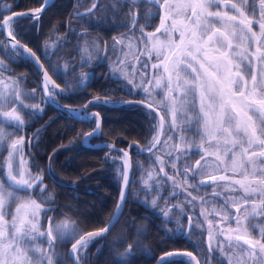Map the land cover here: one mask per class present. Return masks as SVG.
Returning <instances> with one entry per match:
<instances>
[{"label":"snow or ice","instance_id":"6c2138e0","mask_svg":"<svg viewBox=\"0 0 264 264\" xmlns=\"http://www.w3.org/2000/svg\"><path fill=\"white\" fill-rule=\"evenodd\" d=\"M140 0H130L132 6H136ZM152 5H158L163 14L160 16V27L156 33L163 32L167 36V43L160 42L155 33L144 34L141 28V43L145 44L144 51L151 58V52H156L158 63L152 64L155 70L151 77L146 74L140 75V82L135 79L139 69L133 65L132 71H128L127 59L116 61L110 65V72L114 79L119 81L121 78L127 80V85H131L130 91L142 90L143 95L138 102L147 110L151 117L159 104H164L166 114L171 113L173 122L171 127H165L164 116L160 117L158 125H153L156 129L155 135L148 145L139 148V152L147 151L149 159L155 155L154 149L160 143V135L164 132H174L175 130L187 131L186 128H176L177 115H185L191 108L192 116H187V124L195 123L197 131L203 129V134L199 136V151L202 153L195 165L187 163L181 164V160H187L195 154L191 151L196 146L195 141L187 140L186 137L180 138V144L175 146L176 154L169 152L168 159L156 156L154 163L160 165L157 173L156 169L147 170V176L142 177L145 187L142 189L146 196L152 191H156V197L151 200L150 206L158 207L160 198L159 189L163 185V178L167 177L172 181L173 188L187 185L194 190L206 185L209 181L213 184L219 181H229L226 188L233 192L242 191L239 197L225 198L224 204L219 208L212 207L210 214L218 215L221 221L230 222L233 217L228 211L229 200L237 213L241 212L244 205L251 202V213L245 216V220L254 219L256 216L264 217V0H259V18H256V0H238L229 3L228 0H149ZM48 6L47 0L40 8L34 10L30 15L27 12H17L11 15H3V11L11 12V6H2L0 11V34L7 31L9 39L0 40V49L9 60L16 57L33 59L38 69L43 70L39 58L25 45L21 44L17 38V33L13 30L12 24L21 17L31 18L35 21L40 19V13ZM93 7H96L94 4ZM234 12L236 14H230ZM91 13V9L89 10ZM77 17L84 14L76 13ZM180 17L181 19H177ZM251 17V18H250ZM168 21H171L170 25ZM138 18L133 15L132 26L135 28ZM258 24L259 34L253 30V25ZM179 33L178 39L174 38L175 33ZM147 36V40L144 39ZM117 44L123 43V38H113ZM60 38L57 43H45L46 56L49 47L59 46ZM239 41V44H234ZM152 42V48H148V43ZM254 42L255 51L250 46H245L240 52L237 48L243 45H250ZM115 48V45H113ZM132 46L129 45V48ZM83 53L88 55V61L92 59V54L85 46ZM54 54V53H53ZM161 57L163 59L161 60ZM257 63L254 64L253 62ZM137 62L140 58L137 57ZM67 67V66H66ZM142 67L146 70L147 63ZM163 74L157 75L160 69ZM190 70V71H189ZM10 71L5 65L4 59H0V73ZM166 74V75H164ZM43 97L47 101L55 102L59 95L67 94L74 88L82 87L88 78V74H82L75 85L65 83L63 87L55 84L48 72H43ZM250 76V81L248 77ZM146 81V82H145ZM51 85V87H50ZM126 85V86H127ZM166 88L165 98L157 102L154 94L157 89ZM59 89V91H57ZM33 90L31 95H35ZM29 94L24 93L20 87L19 78H13L6 82L0 76V147H2L15 133L23 131L27 120L25 115L33 117L42 113L43 109L39 104H26L24 97ZM199 98V114H195V101ZM108 99L101 100L95 97L84 106L83 109L66 108L73 114L72 118L91 122L95 119L96 127L91 132L85 133V142L92 136L101 133V118L99 113L89 116L86 109L91 104L108 105ZM27 110V111H25ZM157 115H160L157 112ZM154 119V118H153ZM11 127L13 132H7L6 128ZM38 134V133H37ZM174 135L169 139H174ZM29 146L33 143V137H28ZM25 144V137L18 136L11 139L7 144L8 156L0 161V171H4L7 181L0 180V264H55L53 251L57 241L71 242L70 255L75 257L74 264H81L84 259L82 250L86 249L91 241L97 237H103L114 225L121 212L123 203L126 200V190L130 181V169L132 163L128 151H123L122 171L118 167L117 173L123 178L120 199L116 204L115 214L109 222L102 228L94 231L79 234L75 222H70L67 218L59 223H55V218L47 216L49 211L54 209L45 207L46 203L53 201L52 194L46 199L37 202L33 198L35 190L39 188V196L47 191L43 186V174L33 175L26 167V161H21L19 168L14 164L17 154L22 155ZM113 149L112 145H106ZM131 147V145L129 146ZM211 149H215L212 151ZM139 154V153H138ZM207 157H214L217 171L223 165V171L231 170L236 172L242 170L243 179H233L227 175H215L208 172L210 166ZM231 160V164L227 163ZM171 165L176 169V174L183 176V184H178L175 175L165 172V167ZM6 169V171H5ZM162 174V176H160ZM202 177L196 183V177ZM159 177V178H158ZM155 181V183H153ZM238 186V188H237ZM175 190L170 194L176 196ZM192 196V193H188ZM213 197H218L221 193L213 192ZM197 197L192 196V200L185 197V204H193ZM259 201L257 203L256 201ZM148 203L147 200L143 201ZM200 203L207 206L213 201L200 198ZM15 204L14 211L12 205ZM179 209L180 214H184L185 209L180 205H172L168 210L162 209L165 221L170 219L174 209ZM246 211V209H243ZM208 211L207 207L202 208L201 215ZM49 221L46 230H42L41 217ZM207 219V217H205ZM237 220L238 234L225 236V241H216L222 255L228 259V264H264V227L259 230V236H252L246 229L241 232L239 228L240 218ZM220 221L217 222L219 224ZM177 231H182L179 227L180 219L177 218ZM209 225V252L213 253L212 241L217 235H222L223 230L212 231L213 221L208 220ZM192 226V217L189 216V228ZM47 241V249L35 245L36 240ZM247 246V247H245ZM133 245H129L121 256L131 255ZM233 249L229 255L225 250ZM239 253L241 258H237ZM178 253H167L161 257L158 264H172L171 257ZM183 255L189 259L187 264H202L191 252ZM243 257H247L243 259Z\"/></svg>","mask_w":264,"mask_h":264},{"label":"trees","instance_id":"16d2710c","mask_svg":"<svg viewBox=\"0 0 264 264\" xmlns=\"http://www.w3.org/2000/svg\"><path fill=\"white\" fill-rule=\"evenodd\" d=\"M43 1L0 0V11L3 10L2 6H11V12L3 11V15L35 10ZM91 2L96 7H93L94 4L90 7ZM258 2L259 0H256L257 18H259ZM90 9L91 13H89ZM77 12L84 14L82 18L77 17ZM95 15L97 18L94 21L89 19ZM133 15L138 18L137 26L142 25L151 32L156 30L154 28L156 20L159 24L161 16L159 7L149 4L147 0H140L136 6H132L130 0H56L38 21L26 17L17 19L14 22V30L20 42L38 56L55 82L63 87L65 78L54 74L52 67L54 63L66 58L70 63L75 62V57L66 54L71 52L76 56L74 47L82 39L81 34L97 36L101 42L111 44L115 35L138 32V27L135 26L134 29L125 25ZM58 32H64L65 36L68 33L69 35L51 52V61H48L42 54L43 44ZM3 39H5L3 34H0V40ZM0 59H4L6 67L10 69L2 73L7 82L19 78L22 91L29 94L24 97L25 103L39 104L43 109L39 115L33 117L25 115L26 127L23 131L15 133V136L10 137L2 146L0 161L8 153L7 144L11 139L24 136L25 144L22 152L25 155L26 167L33 175L43 174V186L47 189L43 196H39L40 190L37 188L33 198H37V202H40L49 194L53 196V201L44 205L54 209L49 211L47 216L54 217L55 223L65 218L75 222L79 230L76 239L81 234L104 227L111 219L119 197V181L115 172L118 162L110 157H118L120 152L96 145L108 143L121 150H125L130 143L144 147L154 135L156 111L164 116L165 122L172 118L171 113L166 114L165 106L158 103L156 111H153L150 117L144 106L138 103L142 93L130 91L124 79L121 78L119 81L114 79L106 62L102 61L93 66L78 65V67L74 63L72 66L74 69H68L65 77L75 74L77 68L84 73H91V78L85 86L57 96L59 104L82 108L95 97L110 101L108 105L91 104L87 107L88 113H99L101 133L88 139L89 146H85V133L94 129V119L88 122L72 118L46 101L44 103L40 85L37 87L35 84L39 82V73L29 60L21 57L9 60L2 49H0ZM34 89L36 93L33 96L31 94ZM31 100L33 102H30ZM197 127L192 123L182 127L187 131H176L182 137L191 140L198 132ZM6 131L13 132V129L7 127ZM169 133H162L157 149L153 150L155 155H152L151 159L149 153H140L136 148L130 149L132 177L122 213L108 234L95 239L86 248L82 264H154L160 255L170 251L191 252L202 264H225L214 243L215 240L212 241L214 252H209L208 220L213 216L207 214V211L201 215L205 205L200 203V198H205L208 193H203L201 190L196 193L194 189L188 191L181 187L174 189L172 181L167 182L163 195L158 201V207L153 208L150 206V194L153 191L146 196L142 190L145 185L136 180L143 170L157 164L154 162L159 148L167 141ZM28 137H33L31 146ZM20 164L21 162L18 163V167ZM5 178V172L0 171V180L5 181ZM175 178L179 184L177 177ZM174 190L179 194L171 196ZM189 192L197 197L193 204L184 203V196L190 199L192 197L188 195ZM145 200L148 201L147 204L143 202ZM172 205L183 207L184 214H180L178 208L174 209L171 213L172 217L166 222L161 210H168ZM189 216L192 217L191 228H189ZM175 217H179V227L184 231L176 230L178 225ZM199 222L202 227H198ZM41 223L42 230H46L49 221L42 216ZM219 229L220 226L213 222L212 231L216 232ZM215 238H219V235ZM74 241L73 239L71 242L55 243L53 249L55 264H72L68 251ZM33 243L44 249L48 247L46 239L36 240ZM130 244L133 245L131 255L121 256ZM44 264H47V261ZM172 264H187V262L184 259H173Z\"/></svg>","mask_w":264,"mask_h":264},{"label":"rangeland","instance_id":"374dc122","mask_svg":"<svg viewBox=\"0 0 264 264\" xmlns=\"http://www.w3.org/2000/svg\"><path fill=\"white\" fill-rule=\"evenodd\" d=\"M147 1L149 3V0H147ZM228 2L229 3L238 2V0H228ZM93 4L94 3L91 2L90 3V7ZM160 14L161 15L163 14L162 10H160ZM230 14H236V13L230 12ZM132 17L133 16H130V18L125 22V25L132 26ZM96 18H97L96 15L93 16V17H89V19H91L92 21H94V19H96ZM151 18H153V17H151ZM177 19L179 20L181 18L178 17ZM170 23H171V21H168V24L169 25H170ZM137 27H138V30H137L138 32L136 34L135 33H131V34H125V35H115L114 37L116 39L123 38V43L122 44H117L116 41L113 39L112 40L113 43H111V45L109 47H107L106 57L103 56V55H105L104 52H103V44H102V42H100L99 37L93 36V35L91 37L90 35H87L86 33H82L81 34V38L82 39L78 42L77 46L75 45V47H74V49H75L74 52H75L76 56H74L73 53H71V52L66 54L69 57H73V58L75 57V62L70 63L68 58H66L67 60L66 59H62L61 61H58V62L54 63V66L52 67V72L54 74L58 75V76H61V77H64L65 78L64 85H65V83H68L70 85H75V83L78 80V78L84 73L82 70H78L76 68L77 72L75 74H72L70 77H65V75L67 74V70L68 69H74L72 67L74 65V63L77 64V67H78V65L93 66V65H96V64L100 63V61H104V57H105V59H106L105 62L108 64L109 69H110V65H112V63L114 61H116L117 58H120L121 60L127 59L129 73H131V71H132V66L135 65L139 69V71L135 75V79H136V82L137 83L140 82V79L139 78H140V75L141 74H146L147 76L151 77L153 75L154 71H155V70L152 69V64L153 63H158V60L156 58V52L155 51H152L151 52V58L150 59H149V55L144 51L145 44L144 43H141V36H142L141 28L143 27L144 34H147V33H155L156 38L160 42H162V43H167V36L163 32L156 33V30H154L152 32L149 31V30H146L144 28V26H142V25H139V26L136 25V28ZM158 27H160V21H159V24H158V21L156 20V23H155L154 28L157 29ZM12 28L14 30V23L12 24ZM253 30L256 31L257 34H259V26H258V24H254L253 25ZM70 33L73 34V32H71V31H70ZM67 35H69V33ZM66 36H65V33L64 32L63 33L58 32L56 34H53V37H51L50 39H47L45 41V43L48 42L50 45L51 44H55V43H57V38H60V41H59V45H60L62 43V41L65 39ZM178 37H179V33L177 32V33L174 34V38L175 39H178ZM144 39L145 40L148 39L146 35H144ZM45 43L43 44V47H42V54H43V56L48 61H51L50 60V54L57 47L56 48L49 47L47 49L48 55L46 56ZM239 43H240L239 41H234V44H239ZM113 45H115V48L113 47ZM129 45H131L132 47L129 48ZM85 46L88 47L89 52L92 54V59H91L90 62L88 61V55L83 53V49L85 48ZM245 46H250L251 47V50L253 52L255 51L256 45H255L254 42H251L250 45H243L242 44L239 48H237V52H240L243 49V47H245ZM148 48L149 49L152 48V42H149L148 43ZM137 57L140 58V62L139 63L137 62ZM23 59L29 60V59H26V58H23ZM162 59H163V57H161V60ZM143 63H147L148 64V67H147L146 70L142 67ZM253 63L256 64L257 62L254 61ZM86 74H88V78L85 81L84 86L86 85V83L91 78V74L90 75H89V73H86ZM161 74H163V69L162 68L160 69L159 73H157V75H161ZM164 75H166V74H164ZM0 76H2V78L7 82L6 78H4V75L2 73H0ZM248 79L250 81V76L248 77ZM125 82L127 84V80H125ZM35 84L38 87L39 82H35ZM127 86H128V88L131 89V85H127ZM31 89H32V87H31ZM136 91H139L143 95L142 90H136ZM165 91H166V88H164V87H162L161 89H157L156 90V93H158V94H154V97H155V100L157 102H159L161 100H164V98H165ZM30 102H33V101L31 100ZM43 102L45 103V99H43ZM199 109H200V103H199V98L197 96V99L195 101V114H199ZM193 114L194 113H193V110L191 108H189L186 111V114L185 115H179L178 114L177 117H176V128L177 129H181L182 127H185V126L190 125V124H187L184 121L186 120V117L187 116H192ZM158 122H159V119L158 118L155 119L154 125H158ZM172 122H173V117L170 120H167L165 122V127H171ZM155 132H156V129H155ZM155 132H154V135H155ZM202 134H203V129L200 128V130L196 134H194L192 136V139L190 141H195L196 142V146L193 147L191 149V151L193 153H195V154L191 155V157H193V158L190 157L188 160H181L180 161L181 164L187 163L189 165H193L194 166L196 160H199L200 159L202 153L199 151V144H200L199 136L202 135ZM173 135L175 137L174 139H169L168 138L167 141L163 143L162 147L159 148L158 156H160V157H162L164 159H168L169 157H168L167 154L169 152H172L173 153V157L175 156V154H176L175 146L177 144H180V138L182 136L176 130L174 132H170L169 133V137L170 136H173ZM153 136H152V138H153ZM152 138L150 139V141L152 140ZM1 149H2V147H0V154H1ZM211 150L214 151L215 149H211ZM7 156H8V153H6V155L2 159V161ZM122 157L123 156L117 157L114 160V161H117L119 163V164H117L116 170L119 167L121 169V171H122ZM194 159H196V160L193 162ZM206 159H207L208 165H210L207 168V170H208L209 173L215 174V175H218V176L219 175H227L229 177H232L233 179H243V176L240 174L242 170H237L236 172H233L231 170H228L227 172H224L223 171V167L224 166L221 165L220 166V171H217L216 168H215V164H217L219 162L218 161H215V158L214 157H207ZM22 160L25 161V155H24L23 152H22V155L17 154V156L15 158L14 164L17 166V168H19L18 167V163L21 162ZM227 163L230 165L231 164V160L230 159H227ZM159 167H160V165L158 163L155 166L148 167L146 170H143L141 172V174L137 177L136 180L139 183L143 184L142 183V177H145L146 178V176H147V170L155 168L156 171H157V173H158ZM165 172H167L169 175H175V177H177V179L179 181V184H183V176L176 174V169H173L170 164L165 167ZM117 175H118V173H117ZM161 175L162 174H160V176ZM118 177L120 178L121 176L118 175ZM201 178L202 177L197 176L195 182L196 183H199V180ZM5 181H7V177L5 178ZM167 182H171V181L168 180L167 177H163V185L159 189L160 198L163 195V192L165 190V187H166V183ZM153 183H155V181H153ZM227 183H229V181H219L216 184H213L211 181H209L206 185H204V186H202V187H200L199 189L196 190V193H197L198 190H201L203 193H206V194L208 193V195L205 197L206 200L208 199L209 201H213L214 202V203H210L207 206H205L208 209V211L206 212L207 214H210V211H211V209H212L213 206H215L216 208H219L221 205H223L224 204V201H225V198L239 197V196H242L243 195V192L242 191L233 192L230 189L226 188L225 185ZM183 188L185 190H188V191H192L193 190L192 188H189L186 184L183 185ZM237 188H238V186H237ZM214 191L215 192H218V193H221V195L218 196V197H213L212 193ZM150 196H151V200L154 197H156V191H153L150 194ZM193 196H195V195H193ZM185 197H187L188 200H191L192 199V197L190 199L188 196H184L183 197V200H185ZM151 200H150V203H151ZM256 202L259 203L258 200ZM15 206H16L15 204L12 205V210L13 211L15 209ZM243 209H246V211L243 210ZM243 209H242L241 212L237 213L236 207H234L232 205V203H231V200H229L228 211H229V213H231V215L233 217V219L230 222L221 221V217L220 216L210 214V215L213 216L212 219H211L213 222H216L217 223L218 221H220V223L217 224V225H219L220 226V229L223 230V234L222 235H219V238H215V241H225V236L226 235H229V234H233V235L234 234H238L235 231L237 229V227H238L237 220L235 219V217H237V216H239V218H240L239 228H240L241 232H243V230L246 229L252 236H254V237H258L259 236V230H260V228L261 227H264V217L256 216L254 219L245 220V216L246 215H249L251 213V202L248 205H244L243 206ZM193 215L196 216V214H193ZM177 216H179V214H177ZM170 217H172V216L170 215ZM177 218L178 217H175V221H177ZM41 226H42V223H41ZM198 227H202V225L200 224V222L198 224ZM44 228H45V226H44ZM182 231H184V229H182ZM213 232H215V231H213ZM214 243L217 246V243L216 242H214ZM225 243H226V241H225ZM245 247H247V246H245ZM84 251H85V249L82 250L83 256H84ZM225 251L229 255H231V253L234 250L233 249H226ZM219 253L221 254V251L220 250H219ZM236 256H237V258H241L239 256V253H237ZM222 257L224 258L225 264H228V259L226 258V256L225 255H222ZM243 259H246L247 260V257H243ZM185 261L187 262L188 259L185 258ZM233 264H235V260L233 261ZM250 264H251V262H250Z\"/></svg>","mask_w":264,"mask_h":264},{"label":"water","instance_id":"95a60500","mask_svg":"<svg viewBox=\"0 0 264 264\" xmlns=\"http://www.w3.org/2000/svg\"><path fill=\"white\" fill-rule=\"evenodd\" d=\"M47 2H48V6L40 13V17L45 13V11L55 2V0H47ZM45 3V2H44ZM43 3V4H44ZM40 8V7H39ZM24 12H27V13H29L30 15L34 12V11H24ZM17 13V12H16ZM11 15V14H10ZM3 35H4V38L5 39H9V41H10V38L9 37H7V31H5L4 33H3ZM11 42V41H10ZM22 44V43H21ZM24 45V44H23ZM26 46V45H25ZM27 47V46H26ZM28 48V47H27ZM33 52V51H32ZM36 55V54H35ZM37 57V56H36ZM38 58V57H37ZM32 60V62L34 63V61H33V59H31ZM39 62H40V64H42V62L39 60ZM35 64V66L37 67V69H38V66H37V64L36 63H34ZM43 65V64H42ZM46 70V68L44 67V65H43V70H40V69H38V71H39V73H40V87H41V92H42V94H43V91H44V88H43V79H44V76H43V72ZM47 71V70H46ZM48 72V71H47ZM49 74V73H48ZM49 76H50V74H49ZM51 77V76H50ZM52 78V77H51ZM53 80V79H52ZM54 81V80H53ZM55 82V81H54ZM56 84V83H55ZM50 87H51V85H50ZM59 89H57V91H58ZM44 99L47 101V97H44ZM47 103L49 104V105H52L53 107H59V108H61V110L62 111H64V112H66L67 114H68V116H70V117H72L73 116V114H70L67 110H66V108H71V107H65V106H61L56 100H55V102H49V101H47ZM88 104V103H87ZM84 107H82V109H83ZM72 109H77V110H79L78 108H72ZM94 113H96V112H94ZM88 114V113H87ZM93 114V113H92ZM89 116H91V114H88ZM96 127V126H95ZM100 135V134H99ZM98 136V135H97ZM161 136V135H160ZM84 141H85V139H84ZM84 145L85 146H89L87 143H85L84 142ZM106 145H109L108 143H100V144H97L96 146L97 147H103V148H108V149H110L109 147H107ZM93 147V146H92ZM112 150H114V151H116V152H121L122 154H123V151L121 150V149H118V148H114V146H113V149ZM144 152H147V151H144ZM129 154V153H128ZM129 158H130V154H129ZM130 161H131V159H130ZM130 180H131V169H130ZM122 185H123V178L121 179V184H120V193H121V188H122ZM129 186H130V183L128 184V186H127V190H126V193H127V195H126V200H127V196H128V190H129ZM120 193H119V199H120ZM126 200H125V202H126ZM125 202L123 203V207H122V209H121V212H120V214H119V216H118V218L120 217V215H121V213H122V210H123V208H124V205H125ZM115 214V213H114ZM117 220L118 219H116V221H115V223L117 222ZM114 223V224H115ZM114 226V225H113ZM112 226V227H113ZM111 227V228H112ZM111 230V229H110ZM109 233V231L106 233V234H108ZM98 238H100V237H97V238H95V239H98ZM94 239V240H95ZM93 240V241H94ZM186 252H188V251H171V252H168V253H178L179 255H175V256H173V257H171L170 259H179V258H188L187 256H185V255H183L184 253H186ZM70 253H71V247L69 248V251H68V255H69V258H70V260H71V262H72V264H74V260H75V257L74 256H72V255H70ZM167 253H165V254H162V255H160L159 257H158V259H157V261L154 263V264H158V261L161 259V257H163V256H165ZM194 255V254H193ZM189 259V258H188ZM198 260V259H197ZM82 264V263H81ZM194 264H195V262H194Z\"/></svg>","mask_w":264,"mask_h":264},{"label":"flooded vegetation","instance_id":"af4514ba","mask_svg":"<svg viewBox=\"0 0 264 264\" xmlns=\"http://www.w3.org/2000/svg\"><path fill=\"white\" fill-rule=\"evenodd\" d=\"M102 42H105V41H102ZM104 44L107 46L106 42H105V43H103V46H104ZM103 50H104V47H103Z\"/></svg>","mask_w":264,"mask_h":264}]
</instances>
